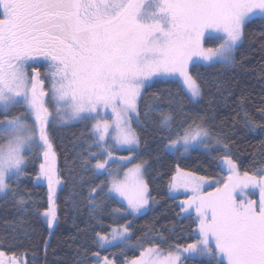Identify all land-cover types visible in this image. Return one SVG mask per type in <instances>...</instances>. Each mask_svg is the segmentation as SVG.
<instances>
[{
    "label": "snow or ice",
    "instance_id": "snow-or-ice-1",
    "mask_svg": "<svg viewBox=\"0 0 264 264\" xmlns=\"http://www.w3.org/2000/svg\"><path fill=\"white\" fill-rule=\"evenodd\" d=\"M253 18L264 19V0H0V193L15 195L12 184L26 177L29 158L42 157L38 179L48 182L50 206L43 215L51 228L60 178L50 129L88 122L77 154L82 169L111 178L94 183L81 177L90 185L89 211L99 227L93 264H264V167L241 173L227 144L219 160L228 174L215 185L179 165L170 177L169 192L185 193L178 215L195 225L193 242L165 251L162 238L146 233L133 245L129 219L155 203L143 178L147 161L132 163L145 127L163 133L159 145L166 152L219 149L207 121L189 115L178 97L195 110L205 82L193 71L234 65ZM40 62L48 68L43 77L35 66ZM157 77L177 92H169L166 111L156 104L142 113L143 92ZM121 150L129 155L117 157ZM129 163L123 178L114 174V166ZM109 201L120 207L109 211ZM18 203L26 205L23 198ZM110 248L120 251L102 255ZM8 252L0 250V264H28L26 254Z\"/></svg>",
    "mask_w": 264,
    "mask_h": 264
},
{
    "label": "trees",
    "instance_id": "trees-1",
    "mask_svg": "<svg viewBox=\"0 0 264 264\" xmlns=\"http://www.w3.org/2000/svg\"><path fill=\"white\" fill-rule=\"evenodd\" d=\"M235 57L236 63L232 66L217 63L193 71L194 76L198 72L205 82L204 95L195 110L184 97L178 99L183 101L189 115H199L207 121L212 135L221 140L222 146L228 145L241 173H253L264 167V127H260L264 125V19L253 18L246 26ZM40 73L43 77V72ZM169 92L175 95L177 90L164 79L153 82L143 92L141 112L156 104L166 111ZM152 116L158 120L159 113L155 111ZM87 128L88 122H78L50 129L56 170L62 182L54 197L56 219L51 228L43 217L49 208L47 188L33 181L38 173L39 159L29 158L26 177L14 185L15 195L9 193L0 197V250L8 252L11 247L17 255L26 254L28 264H93L91 253L96 251L93 239L99 227L97 218L89 211L87 193L90 185L83 183L81 177L84 181L94 180V183L108 178L106 175L94 178L82 169L77 154L82 151L80 144L87 139ZM162 135L147 127L141 132L138 159L132 163L147 161L144 176L155 203L150 201L151 206L144 214L129 219L133 223V245L137 238H143L147 233L157 242L162 238L160 247L166 251L169 245L191 243L196 238L195 225L178 215V199L169 193L170 177L175 168L179 165L209 179H218L222 175L219 158L223 152L221 148L209 152L193 149L185 156L166 152L159 145ZM116 154L129 155L125 150ZM21 198L26 202L24 207L18 203ZM108 203L109 211L120 207L117 203ZM108 223L106 219L105 224ZM119 251L110 248L102 255ZM126 251L131 258L132 252ZM188 264L200 262L189 260ZM203 264L208 261L204 260Z\"/></svg>",
    "mask_w": 264,
    "mask_h": 264
},
{
    "label": "rangeland",
    "instance_id": "rangeland-1",
    "mask_svg": "<svg viewBox=\"0 0 264 264\" xmlns=\"http://www.w3.org/2000/svg\"><path fill=\"white\" fill-rule=\"evenodd\" d=\"M36 67H38L39 68V70L40 71H42L43 72V76H44V74L47 72V70H48V68H47V64H45V63H43V62H40L39 64H37V65H35ZM159 79H161V78H159V77H157V78H154L153 79V81H151V84L153 83V82H155L156 80H159ZM45 83L47 84V81H45ZM14 112H16L17 114L19 113V112H21V111H23V109L22 108H17V109H14L13 110ZM158 113H159V111H157ZM78 122H80V121H73V122H69L68 124H55L54 126H67V125H70V124H74V123H78ZM216 138V137H215ZM3 141L2 140H0V143H2ZM219 148H221L222 149V155L224 154V148H223V146H222V143L220 144V147ZM54 151V150H53ZM175 154V153H174ZM180 154V153H179ZM117 155V154H116ZM185 155H188V153L187 154H184L183 156H185ZM117 157H119L118 155H117ZM43 162V158L42 157H40L39 158V165H40V163H42ZM140 162V161H139ZM138 162V163H139ZM55 166H56V158H55ZM132 166V164L131 165H116V166H114V174H118V176H119V178H123V176H124V173L127 171V168L128 167H131ZM219 166H220V169H221V171H222V175L218 178V179H209V181H210V183L211 184H213V185H215V183H216V181H218V180H221V179H225L226 178V176H227V168H226V166H223V165H221V163H220V160H219ZM39 168V167H38ZM222 168H223V170H222ZM56 172H57V170H56ZM57 176H58V172H57ZM38 177H39V169H38V173H37V175L35 176V178H34V183H36V184H39V185H43V186H46V188H47V192H48V196H49V187H48V182H47V180L46 179H44V178H42V177H40L39 179H38ZM59 177V176H58ZM108 178V180H110L111 178L110 177H107ZM143 178H144V180H145V176L143 175ZM24 179V177H21V179H20V181H19V183L22 181ZM14 185H16V183H13L12 184V187H13V189L15 188V186ZM62 187V182H61V180H60V184H57V185H55V192H54V195H53V203H54V197H55V194H56V192L60 189ZM206 190L207 191H214V187H207L206 186ZM247 192H248V195H249V197L251 198V199H258V191H253V190H246ZM170 193V196L171 197H174V198H177L178 199V203H180V201L181 200H183V199H185V193L183 192V190H181L180 192H169ZM9 194V193H8ZM7 194V195H8ZM7 195H5V194H3V193H0V197H5V196H7ZM151 203V202H150ZM50 206V205H49ZM52 206V208H53V210H54V206H53V204L51 205ZM149 208H147L145 211H144V213L148 210ZM143 213V214H144ZM139 216H141V215H139ZM43 217H44V219H45V221L47 222V218L43 215ZM54 223V222H53Z\"/></svg>",
    "mask_w": 264,
    "mask_h": 264
}]
</instances>
